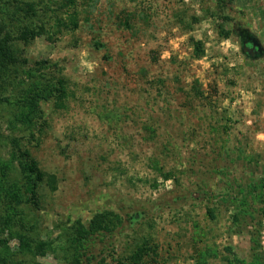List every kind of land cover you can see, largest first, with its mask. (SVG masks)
Returning <instances> with one entry per match:
<instances>
[{"label": "rangeland", "instance_id": "obj_1", "mask_svg": "<svg viewBox=\"0 0 264 264\" xmlns=\"http://www.w3.org/2000/svg\"><path fill=\"white\" fill-rule=\"evenodd\" d=\"M8 1L32 3L31 17L54 33L16 43L32 70L14 83L42 74L67 86L32 128L11 124L16 108L0 102V156L18 138L57 185L41 186L37 206L24 197L21 223L0 229L12 260L76 264L70 226L112 210L121 223L93 239L81 264H129L143 239L157 244L151 264H227L232 253L264 264V0L221 11L218 0ZM219 24L251 31L258 54ZM26 235L50 246L20 252Z\"/></svg>", "mask_w": 264, "mask_h": 264}, {"label": "trees", "instance_id": "obj_2", "mask_svg": "<svg viewBox=\"0 0 264 264\" xmlns=\"http://www.w3.org/2000/svg\"><path fill=\"white\" fill-rule=\"evenodd\" d=\"M218 1H220L218 7L220 11L228 7L229 2H232V0ZM12 5L11 1L0 0V84L2 87L0 102H6L7 105H14L16 108V112L12 116L13 121H10L11 124L17 121L25 128H32L36 122L43 119L44 110L42 103L53 100L55 104L61 105L67 97V86L65 79L61 76L54 77L50 81H43L42 74L39 77L34 75L31 83L28 82L26 88H19V85L14 83L13 79L20 75V69L23 68L21 70L23 72L24 68H28L25 69L27 79H30L29 70H32L27 65V59L19 55L21 49L18 48L16 43L21 41L27 44L36 36L43 34L51 38L54 33L46 31L45 24L36 23L31 17L34 12L32 3L24 1L21 4L15 3V5ZM221 17L228 16L221 15ZM219 27L220 33L224 37H228L231 32H235L241 48L244 42L257 43L252 32L242 26L237 28V30L235 29V31L224 30L221 24H219ZM191 42L193 56L195 58L201 57L204 51L202 42L198 40ZM242 51L247 56H256L259 50L252 55L243 50V48ZM11 75L13 77L9 78ZM23 77L25 78V75ZM7 83L10 86L9 91L13 99L3 94L5 91L3 84L7 85ZM14 91L16 93H13ZM9 143V156H0V229H6L10 232L12 230L11 225H13L12 220L19 219L21 223L23 219V213L18 208V204L24 197L37 206L41 186H46L50 191H54L57 185L55 175L42 170L35 158L29 153L28 148L22 145L18 138L11 137ZM12 161L17 162L19 169L16 172L13 171L14 173L11 171L14 169L11 166L13 165ZM163 178H170V174L166 172L163 174ZM209 215L212 217L210 212ZM121 220V216L112 210H103L94 213L86 224L77 220L71 225L70 228L73 231L72 242L73 244L75 243V248L73 249L74 262L81 264V258L86 255L85 252L88 250L89 244L93 242V239L96 237L102 238V236L110 234L121 223ZM20 238V252L29 250L30 254L43 253L47 246H50L49 242L37 239L33 247L32 237L26 235V237L21 236ZM3 240L0 237V264H22L12 260L11 252H9ZM227 249L230 250L229 248ZM157 255V244L151 243L148 239H143L134 243L129 253L124 256V260L129 264H151L156 261ZM225 260L227 264H245L244 260L234 253L231 256H225ZM200 262H204V260L200 259ZM30 264L38 263L33 261ZM87 264H90V262H87ZM254 264H258L257 259H255Z\"/></svg>", "mask_w": 264, "mask_h": 264}, {"label": "flooded vegetation", "instance_id": "obj_3", "mask_svg": "<svg viewBox=\"0 0 264 264\" xmlns=\"http://www.w3.org/2000/svg\"><path fill=\"white\" fill-rule=\"evenodd\" d=\"M242 44H243L242 45L243 50H246L250 54H254L258 50L257 49V47H258L257 43H254V42H250V43L244 42Z\"/></svg>", "mask_w": 264, "mask_h": 264}]
</instances>
